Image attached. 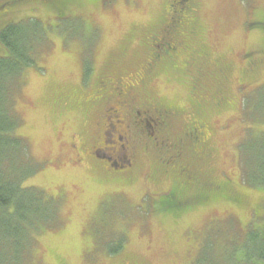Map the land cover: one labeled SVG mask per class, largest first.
<instances>
[{
	"label": "rangeland",
	"instance_id": "rangeland-1",
	"mask_svg": "<svg viewBox=\"0 0 264 264\" xmlns=\"http://www.w3.org/2000/svg\"><path fill=\"white\" fill-rule=\"evenodd\" d=\"M82 1L62 21L32 0L14 11L43 27L13 98L15 134L35 167L24 185L43 214L26 228L21 264H264V184L248 174L251 142L264 138V60L241 72L243 54L264 39L250 25L264 17V0ZM89 34L91 46L81 39ZM161 42L174 54L151 67ZM243 74L255 81L242 91ZM115 82L130 85V106L154 104L170 116L158 146L147 136L152 122L136 132L133 166L121 172L97 157L116 138L107 111ZM198 110L204 128L188 129ZM175 188L195 197L189 209L159 212Z\"/></svg>",
	"mask_w": 264,
	"mask_h": 264
},
{
	"label": "trees",
	"instance_id": "trees-1",
	"mask_svg": "<svg viewBox=\"0 0 264 264\" xmlns=\"http://www.w3.org/2000/svg\"><path fill=\"white\" fill-rule=\"evenodd\" d=\"M32 1L47 6L61 21L68 19L69 11L74 5L81 6V2H83L82 0ZM20 2L21 0H4L0 4V8H3L0 11V46L5 50V55H0V264L22 263V253L28 239L26 228L32 227L43 216L42 207H38L39 197L32 188L29 189L24 185L35 171V167L31 164L30 159H25L27 146L25 141L15 134L18 119L12 113L15 84H19L20 72L33 64L30 54L33 51V45L42 40L43 27L37 20H15L14 11L16 7L20 6ZM92 2L96 6L98 3L106 5L107 0H93ZM189 2L190 0L187 3ZM65 22H74V20ZM250 25L251 28H256L264 35V17L253 20ZM92 37L89 34L81 39L91 46ZM254 48L243 54L247 60L246 65L243 64L241 72L250 71L248 75L256 72L259 67L255 60H264V39L259 46ZM200 53L203 57L202 62H204L205 53L204 51ZM263 62L261 63L263 64ZM199 64V68L204 66V63ZM229 68H231L230 64ZM204 69H200L199 76H204ZM243 76L245 79H239L237 84L238 89L242 91L251 81H255L251 80L252 76L249 78L245 74ZM187 78H189V74ZM197 78L196 75L195 80L191 82V87L196 90L199 80ZM203 93L208 94V92ZM5 105L6 110L2 115L1 108ZM202 111L203 113L198 110L193 114L192 119L193 123L197 125V130L204 128L206 114L204 110ZM194 135L198 138L199 134ZM245 146L248 145L242 144L241 146L243 151ZM249 150L250 161L248 163L251 165V168L248 169L249 178L251 181H257L258 184H264V138H260L258 142H251ZM164 162L167 161L164 160ZM183 186L188 188L185 184ZM182 189L175 188L166 196V199L160 200L157 204L159 212L165 215H174L189 209L190 200L195 197L193 195L184 196ZM250 243L251 249L255 250L254 240H250ZM251 257L248 258L249 263L253 262Z\"/></svg>",
	"mask_w": 264,
	"mask_h": 264
},
{
	"label": "flooded vegetation",
	"instance_id": "flooded-vegetation-1",
	"mask_svg": "<svg viewBox=\"0 0 264 264\" xmlns=\"http://www.w3.org/2000/svg\"><path fill=\"white\" fill-rule=\"evenodd\" d=\"M158 41L159 40H157L156 42ZM154 47L158 51H154ZM168 48L171 49L169 44L164 42L158 43L155 46L153 45L151 57H148V60L151 62V67L154 64L162 63L164 59L166 60L169 57L172 58L168 54L174 53L169 52ZM113 85L114 87H116L115 91L113 92L116 93L118 99L114 97L116 107L107 109V111L112 114V117L110 118L115 119V122H113L112 125L114 126L115 130L118 131V133L117 131H114V133L116 134V138L113 142H110L111 144L106 146V144L103 143V146L105 147L107 152L102 151L97 155V157L100 158V162L103 164L105 163L107 167L111 168L114 171L121 172L123 171V169H129L133 166V162L131 161V159L135 151V143L132 141V137L136 134V132H138V134L143 133V131L147 129L146 125H149V122H152L155 128L153 130L151 129V132H148L147 136L148 139L153 142V146H158L159 143L161 144L163 142V140H159V135L161 132L159 130H162L164 126H166L167 129L170 116L167 109H157L156 105L154 104H145L140 101H134L130 106V102L123 100L126 95L130 93V85L127 84L122 88L120 87L121 85L116 84V82ZM191 90L193 91V93H197L196 89L192 87ZM102 99L103 97L101 95L98 96L95 101L97 103H101ZM137 103L139 105H137ZM134 104L137 106H135ZM118 112H121L122 116H119ZM149 117L150 120L146 119ZM109 120L110 119H108L107 122ZM110 123L111 122H108L107 124L110 125ZM196 126L197 125L193 124L191 125V128L189 127L188 129H197ZM189 135L191 136V134ZM177 146V149H180L182 145L178 144ZM175 154V157H178V154L180 153L179 151H176ZM114 156L115 158H112ZM168 157H166L164 160L167 161ZM184 177L186 176L184 175ZM187 182V185H189L188 188H190L193 183L189 181Z\"/></svg>",
	"mask_w": 264,
	"mask_h": 264
}]
</instances>
